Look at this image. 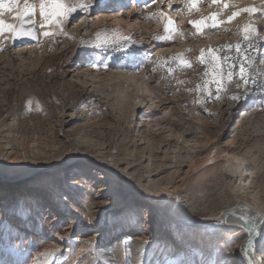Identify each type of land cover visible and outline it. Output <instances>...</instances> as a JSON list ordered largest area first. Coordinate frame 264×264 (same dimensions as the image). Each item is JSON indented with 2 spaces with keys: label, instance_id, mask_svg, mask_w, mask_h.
Masks as SVG:
<instances>
[{
  "label": "rangeland",
  "instance_id": "obj_1",
  "mask_svg": "<svg viewBox=\"0 0 264 264\" xmlns=\"http://www.w3.org/2000/svg\"><path fill=\"white\" fill-rule=\"evenodd\" d=\"M92 2L44 37L38 15L23 18L38 0H0V22L30 36L0 35V264H264V243L259 258L231 255L248 232L223 223L243 198L264 213V0L205 3L185 18L171 4L169 32L140 0ZM121 6L135 29L111 20ZM212 13L217 27L188 23ZM249 23L258 31L244 41ZM237 43L251 58L249 83L199 92L200 50L235 55ZM213 145L229 162L219 156L223 177L199 181ZM150 180L170 196L150 201Z\"/></svg>",
  "mask_w": 264,
  "mask_h": 264
},
{
  "label": "snow or ice",
  "instance_id": "obj_2",
  "mask_svg": "<svg viewBox=\"0 0 264 264\" xmlns=\"http://www.w3.org/2000/svg\"><path fill=\"white\" fill-rule=\"evenodd\" d=\"M152 3H155L156 0H151ZM161 3L164 0H160ZM199 0H187V8L188 11L191 12L196 7ZM9 3H16L19 5V0H9ZM27 5L28 0H25ZM213 4H223L224 8L228 7L226 0H212ZM87 6V0H80L79 6H73L69 3V0H38V7H25L23 11V18L26 20L29 15L35 16L38 15L40 19V28L41 29H51L44 30L42 35L44 37H49L58 34L57 30L63 31L64 27L70 18V16L80 9H84ZM168 7L171 8V3L168 4ZM250 9H244L245 12ZM251 11H255V9H251ZM240 13H234L233 16L228 17V21L233 20ZM17 15H20L17 13ZM155 15V14H154ZM160 17L166 19L165 32H169L171 30V26L173 24V20L167 19L166 14L163 11L159 12ZM211 22L212 27H217L218 23H222V21H218L217 13H212L208 17H204L198 20H189V25L196 29L197 32L202 31L208 22ZM243 31V40L250 41L253 39L252 34L257 32L258 29L254 27L251 23L244 26ZM10 34L11 38L19 39L21 37H30L22 34L21 31L16 30L15 25H3V22H0V35ZM32 39H35L34 36H31ZM101 43H107L108 39L101 36ZM235 55H227L224 53L221 54L217 50H213L209 48L207 53L204 49H201L199 52V56L197 60L201 65L205 66V71L203 72V76L207 79L204 80L203 85L198 86V91L202 93H206L208 95L212 94L211 85L215 86V90L217 93L220 92L222 88L225 87L226 82H231L234 79L239 80L242 83L236 84L237 88L243 87L249 83L250 77L248 74L249 67L251 66L249 61L250 57L248 52L244 50V45L242 46L240 43L235 45ZM180 64L184 67L191 68L192 64L183 58H178ZM234 100L239 99L238 96L231 97ZM197 103H201L200 100ZM211 163V161H210Z\"/></svg>",
  "mask_w": 264,
  "mask_h": 264
},
{
  "label": "bare ground",
  "instance_id": "obj_3",
  "mask_svg": "<svg viewBox=\"0 0 264 264\" xmlns=\"http://www.w3.org/2000/svg\"><path fill=\"white\" fill-rule=\"evenodd\" d=\"M91 1L92 3H96L98 0H87V4H90ZM141 1V6H143V11H147L149 9H153L156 12H158V16L160 19V23L165 28L166 25V19L160 17L159 12L163 11L161 10V3H158L157 0L155 3H152L151 0H140ZM253 0H226L228 4H235V5H247ZM167 5L169 3L173 4L172 9L175 8V13L177 15H180V17H183L182 12L184 10H187V13H190L187 8V0H166ZM180 2V3H179ZM179 3V4H178ZM205 3H208L206 5H210L207 7H212V5H216L212 3V0H199L197 3L196 7L193 9V11H199L202 12L206 9L203 8V5ZM221 5V4H220ZM181 7L182 10H177L178 7ZM219 6V5H218ZM249 7V6H248ZM224 8V7H223ZM180 9V8H179ZM262 10L261 8L256 12L259 13V11ZM167 11H169V7L167 8L166 11H163L166 14L167 19H171L169 15L167 14ZM191 11V13H194ZM196 13V12H195ZM194 13V14H195ZM204 13V12H203ZM121 14L130 15V12L125 13V8L121 6L116 10V14H114L111 17V20L116 23V24H124L127 27H131V29H135V26L137 25L136 23H131L128 22L125 18L120 19ZM183 14V15H182ZM172 20V19H171ZM173 26V24H172ZM171 26V27H172ZM147 29V25L143 26V29ZM121 35V34H120ZM167 52V50H165ZM131 75V74H129ZM136 86V83H135ZM139 88L137 87V90ZM137 97V94H136ZM5 126V125H4ZM16 124H8L5 127L10 131L15 127ZM217 145L211 146L205 153L202 161H201V170L198 173L197 180L202 181L204 179H210V178H215V177H223L221 174V165L218 164L217 159L219 156H223L226 158L227 162H229L228 157L229 155L227 153H220L217 151ZM153 158L152 154L148 155L149 161H151ZM109 159V160H108ZM232 160L235 161V165L232 166L233 169L238 170L243 162L239 160L236 157H232ZM211 161V163H210ZM1 163V159H0ZM104 164L106 166V169L112 170V171H117L119 169L118 162L116 161V158L114 156L108 155L104 161ZM148 167V166H147ZM2 167L0 165V173H1ZM231 171V170H230ZM121 175L124 177H128L129 174L125 169H122V172H120ZM153 186V188H150L148 185H144L145 191L150 192L151 199L150 201L154 200V195H160L163 197V199H167L170 194H168L167 189H160L155 183H153L151 180L149 182ZM230 213L224 214L223 218L225 219L224 228H235L237 225L240 226L241 229H246L247 234L246 237L238 240L235 244L231 246V255H236L244 250V255L246 254V257H260L261 255V247L260 245H263L264 243V213L260 209V201L255 198H251V202H248L246 198L241 199L240 201L236 202L231 208H230ZM215 220H221V217H215ZM226 226V227H225ZM243 246V250L240 249V247ZM260 246V247H259ZM238 252V253H237ZM254 259V258H251ZM259 260V259H258Z\"/></svg>",
  "mask_w": 264,
  "mask_h": 264
},
{
  "label": "water",
  "instance_id": "obj_4",
  "mask_svg": "<svg viewBox=\"0 0 264 264\" xmlns=\"http://www.w3.org/2000/svg\"><path fill=\"white\" fill-rule=\"evenodd\" d=\"M240 249L243 250V246H241ZM242 252H244V250H243ZM244 253H245V252H244Z\"/></svg>",
  "mask_w": 264,
  "mask_h": 264
}]
</instances>
